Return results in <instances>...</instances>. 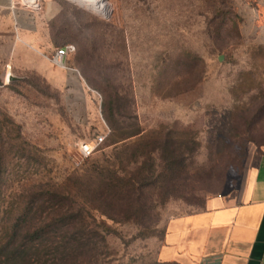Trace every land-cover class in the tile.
<instances>
[{"label": "rangeland", "instance_id": "1", "mask_svg": "<svg viewBox=\"0 0 264 264\" xmlns=\"http://www.w3.org/2000/svg\"><path fill=\"white\" fill-rule=\"evenodd\" d=\"M16 1L28 10L40 1L33 11L44 50L0 55L1 229L24 192L94 186L113 171L129 179L153 158L157 180L142 188L146 214L118 223L95 217L110 226L107 264L159 262L167 221L236 186L250 149L264 145V45L253 30L264 0H105L100 9ZM64 42L76 46L65 68L53 61ZM103 132L84 159L80 142ZM167 132L184 164L160 178L158 154L137 149L146 143L140 136Z\"/></svg>", "mask_w": 264, "mask_h": 264}, {"label": "trees", "instance_id": "2", "mask_svg": "<svg viewBox=\"0 0 264 264\" xmlns=\"http://www.w3.org/2000/svg\"><path fill=\"white\" fill-rule=\"evenodd\" d=\"M66 45L64 42L63 46ZM110 111L109 119L114 115V102ZM137 134L139 132L131 136ZM140 138L146 143L142 141L137 151L158 154L163 168L160 178L181 169L184 157L172 141L170 132L165 136L151 133ZM152 159L142 162L129 179L113 171L107 179L98 184L94 182V186L76 180L74 188L51 187L24 192L12 222L2 229L0 225V264H107L103 232L110 226L104 221L99 222L95 214L97 212L113 223L144 216L147 210L142 188L157 180L153 171L156 160ZM3 164L4 159L2 161L0 156V167ZM146 168L149 169L147 173ZM172 179L176 180L177 176ZM171 194V190L166 191L163 197ZM78 197L84 201L79 203ZM121 201L126 205L119 204ZM155 264L179 263L159 261Z\"/></svg>", "mask_w": 264, "mask_h": 264}, {"label": "crops", "instance_id": "3", "mask_svg": "<svg viewBox=\"0 0 264 264\" xmlns=\"http://www.w3.org/2000/svg\"><path fill=\"white\" fill-rule=\"evenodd\" d=\"M41 25L33 10L0 0V55L17 57L28 46L42 53ZM253 30L264 45V13ZM43 67L50 71L49 62ZM197 207L167 221L159 261L264 264V145L250 149L236 186L204 196Z\"/></svg>", "mask_w": 264, "mask_h": 264}, {"label": "built area", "instance_id": "4", "mask_svg": "<svg viewBox=\"0 0 264 264\" xmlns=\"http://www.w3.org/2000/svg\"><path fill=\"white\" fill-rule=\"evenodd\" d=\"M24 3L25 5H27L26 2ZM27 6L31 7L32 10H38L40 7V1L39 4L35 7L29 5ZM75 50H76V46L73 44H67L66 46L60 47L56 49L55 54L53 56V61L56 64H59L60 66L65 68L66 67L65 59L69 56L70 53L74 52ZM106 138H107V132H103L95 135V137L92 140L90 139L82 140L79 144V150L82 157L84 159L92 157L96 153L99 146L106 140Z\"/></svg>", "mask_w": 264, "mask_h": 264}, {"label": "bare ground", "instance_id": "5", "mask_svg": "<svg viewBox=\"0 0 264 264\" xmlns=\"http://www.w3.org/2000/svg\"><path fill=\"white\" fill-rule=\"evenodd\" d=\"M76 1L92 9H100L105 3V0H76Z\"/></svg>", "mask_w": 264, "mask_h": 264}]
</instances>
